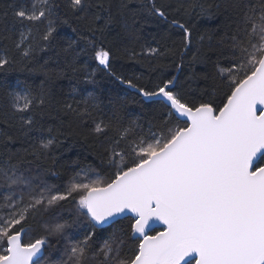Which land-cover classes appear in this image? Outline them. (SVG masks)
<instances>
[{"label": "trees", "instance_id": "trees-1", "mask_svg": "<svg viewBox=\"0 0 264 264\" xmlns=\"http://www.w3.org/2000/svg\"><path fill=\"white\" fill-rule=\"evenodd\" d=\"M263 52L264 0H0V258L24 228L33 264H129L133 218L77 200L186 126L137 91L217 112Z\"/></svg>", "mask_w": 264, "mask_h": 264}, {"label": "water", "instance_id": "water-1", "mask_svg": "<svg viewBox=\"0 0 264 264\" xmlns=\"http://www.w3.org/2000/svg\"><path fill=\"white\" fill-rule=\"evenodd\" d=\"M168 89L137 92L163 101L186 126L146 160L87 190L82 209L99 228L133 218L140 242L129 264H264V161L256 166L264 155V52L217 112L185 106ZM23 233L7 237L0 264L42 256L44 240L24 245Z\"/></svg>", "mask_w": 264, "mask_h": 264}, {"label": "rangeland", "instance_id": "rangeland-1", "mask_svg": "<svg viewBox=\"0 0 264 264\" xmlns=\"http://www.w3.org/2000/svg\"><path fill=\"white\" fill-rule=\"evenodd\" d=\"M96 59L98 61L99 64L101 65H105L107 63V60H108V55L105 51L103 50H98L97 53H96ZM85 194V193H84ZM84 194H82L81 196H79L77 202H78V205L83 208V204H82V199H83V196ZM42 239V238H41ZM44 240V239H42ZM46 240H44L45 242Z\"/></svg>", "mask_w": 264, "mask_h": 264}, {"label": "flooded vegetation", "instance_id": "flooded-vegetation-1", "mask_svg": "<svg viewBox=\"0 0 264 264\" xmlns=\"http://www.w3.org/2000/svg\"><path fill=\"white\" fill-rule=\"evenodd\" d=\"M264 161V160H263ZM263 163V162H262ZM44 247H45V244H44Z\"/></svg>", "mask_w": 264, "mask_h": 264}, {"label": "bare ground", "instance_id": "bare-ground-1", "mask_svg": "<svg viewBox=\"0 0 264 264\" xmlns=\"http://www.w3.org/2000/svg\"><path fill=\"white\" fill-rule=\"evenodd\" d=\"M165 87H167V86H165ZM168 87H170V86H168Z\"/></svg>", "mask_w": 264, "mask_h": 264}]
</instances>
